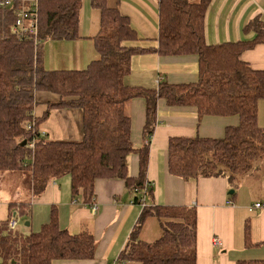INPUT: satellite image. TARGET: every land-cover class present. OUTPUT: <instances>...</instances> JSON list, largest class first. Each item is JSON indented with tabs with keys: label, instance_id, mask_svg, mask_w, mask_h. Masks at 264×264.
<instances>
[{
	"label": "trees",
	"instance_id": "obj_1",
	"mask_svg": "<svg viewBox=\"0 0 264 264\" xmlns=\"http://www.w3.org/2000/svg\"><path fill=\"white\" fill-rule=\"evenodd\" d=\"M81 1L38 0L37 39L22 41L11 33L13 9L0 7V171L22 173L32 195L40 194L51 179L69 175L73 197L82 194L85 202L93 198L99 179H120L132 191L142 189L149 142L141 146L133 143L131 120L124 110L125 103L135 97L145 101L143 132L147 139L153 132L159 98L170 106H192L199 117H237V124L227 126L219 138L169 137L170 174L186 181L222 176L235 185L264 160V129L257 121V104L264 99V69L241 59L244 50L264 42V25L259 20L244 26L255 31L252 40L207 43L205 13L211 0H158L157 45L140 47L131 43L137 34L127 16L109 7L107 0H91L101 12L100 30L94 37L98 57L83 69H46L38 43L75 39ZM146 52L195 55L196 80H158L155 87L148 88L125 84L132 55ZM37 92L57 97L48 102L41 117L33 114ZM52 108L81 110V138L51 139L42 134L38 125ZM132 153L138 155L134 176L127 165ZM137 196L134 201L139 202L140 194ZM27 206V202L9 203L11 213L0 220V264L93 258V235L61 228L54 213L38 231L10 230L9 220L25 212ZM150 216L159 222L161 234L146 241L138 233ZM196 233L193 206L144 205L117 264H197ZM235 264H264V259L237 260Z\"/></svg>",
	"mask_w": 264,
	"mask_h": 264
},
{
	"label": "crops",
	"instance_id": "obj_2",
	"mask_svg": "<svg viewBox=\"0 0 264 264\" xmlns=\"http://www.w3.org/2000/svg\"><path fill=\"white\" fill-rule=\"evenodd\" d=\"M106 3L128 17L137 34L132 44L140 47L157 45L158 0H107ZM78 18L75 39L40 42L39 49L46 69H83L98 57L94 37L100 30V9L91 0H82ZM255 19L264 25V0H211L205 13V39L207 43L252 40L255 31L245 30L244 26ZM241 59L254 68L264 69V42L244 50ZM196 77L195 55L146 52L132 55L130 71L123 81L129 86L148 88L155 87L158 80L183 83L194 81ZM35 99L38 103L33 114L41 117L48 102L56 101L57 97L48 92H37ZM263 109L264 99H261L257 104V121L264 129ZM124 110L131 120L133 143L141 146L147 140L149 142L144 182L151 184V190L145 193L144 205L193 206L196 209L197 264H235L237 260L264 259V208L249 210L251 204L264 201V193L259 190L262 188L260 178L252 176V173L246 174L232 185L222 176L186 181L167 170L169 137L199 135L219 138L224 135L227 126L237 124V117H199L192 106H170L159 98L153 132L147 139L143 132L146 117L144 99L135 97L128 100ZM38 127L42 134L51 139H79L82 135V112L78 108H52ZM137 163L138 155L130 154L127 165L131 176L136 175ZM21 179L24 184L23 175ZM25 190V196L29 195L28 206L25 212L14 217L16 231L26 234L38 231L54 213L61 228L73 234L89 231L95 239L92 259L57 260L52 264H117V258L129 241L142 208L138 206L139 202L134 201L140 193L130 190L120 179L97 180L90 202H85L82 194L73 197L69 175L51 179L38 195H32L26 185ZM0 192V220H5L11 213L9 203L26 201L25 198L20 199L18 188L8 191L0 185ZM92 204L97 205L96 211L92 210ZM14 215L15 211L12 213ZM18 215L26 217L25 228L18 227ZM153 220L159 226L156 218ZM143 227L138 237L151 241L146 238ZM159 229L158 237L161 227ZM214 237L219 239V244L213 242Z\"/></svg>",
	"mask_w": 264,
	"mask_h": 264
},
{
	"label": "built area",
	"instance_id": "obj_3",
	"mask_svg": "<svg viewBox=\"0 0 264 264\" xmlns=\"http://www.w3.org/2000/svg\"><path fill=\"white\" fill-rule=\"evenodd\" d=\"M0 7L11 8L13 9L15 18L11 26L12 35L19 41L25 40L28 37L37 39L38 31V0H0ZM40 46V42L37 47ZM28 127L31 125L28 124ZM29 146H33V143L30 142ZM151 187L149 182H145L142 189L134 188V191L140 193L139 202L141 206H144V195L147 190ZM262 207L264 208L263 202H255L249 206V210ZM93 211L97 210V205L92 204L91 206ZM16 220L12 217L8 222V228L10 230H15ZM213 242L219 244V239L214 237Z\"/></svg>",
	"mask_w": 264,
	"mask_h": 264
},
{
	"label": "rangeland",
	"instance_id": "obj_4",
	"mask_svg": "<svg viewBox=\"0 0 264 264\" xmlns=\"http://www.w3.org/2000/svg\"><path fill=\"white\" fill-rule=\"evenodd\" d=\"M37 48H39V47H37ZM263 110L261 111L262 114H263ZM248 174H251L252 176H256V177L260 178L259 182H261L262 188L261 189L259 188V190L261 193H264V160L257 167H255L254 170H252ZM20 176L22 177V173H20L19 171H16V172L15 171L14 172L0 171V185H3L4 189H7L8 191L10 189L13 190V189L18 188L20 190V194H21L20 199L25 198V201L28 202L27 200L29 199V195L25 196L26 195L25 184H22V179ZM66 177H68V176H66ZM0 194H2V193L0 192ZM138 206H141V203ZM17 217L19 220L18 227L25 228L23 226H24V222L27 220L26 217L25 216H19V215ZM150 217H148L145 220V222L143 224V226H144L143 228L145 231L144 234H145L146 238L149 240H153V239L158 237L159 232H160V229H159L160 227L155 225L154 220H153L155 217H152V218H150ZM158 225H159V222H158Z\"/></svg>",
	"mask_w": 264,
	"mask_h": 264
},
{
	"label": "water",
	"instance_id": "obj_5",
	"mask_svg": "<svg viewBox=\"0 0 264 264\" xmlns=\"http://www.w3.org/2000/svg\"><path fill=\"white\" fill-rule=\"evenodd\" d=\"M22 143H24V142H22Z\"/></svg>",
	"mask_w": 264,
	"mask_h": 264
}]
</instances>
